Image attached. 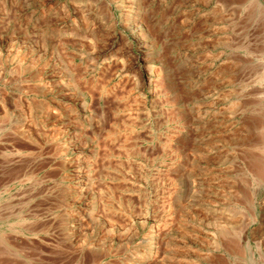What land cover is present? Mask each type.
Here are the masks:
<instances>
[{"label":"rangeland","instance_id":"obj_1","mask_svg":"<svg viewBox=\"0 0 264 264\" xmlns=\"http://www.w3.org/2000/svg\"><path fill=\"white\" fill-rule=\"evenodd\" d=\"M0 264H264V0H0Z\"/></svg>","mask_w":264,"mask_h":264},{"label":"bare ground","instance_id":"obj_2","mask_svg":"<svg viewBox=\"0 0 264 264\" xmlns=\"http://www.w3.org/2000/svg\"><path fill=\"white\" fill-rule=\"evenodd\" d=\"M152 71H153V70H152ZM155 73H156V72H155ZM160 74H161V73H160ZM155 77H156V76H155ZM161 81H164V80H161ZM161 81H160V82H161ZM99 170H100V169H99ZM101 172H102V171H101ZM73 175H74V174H73ZM82 178H83V177H82ZM133 190H134V189H133ZM222 233H223V232H222ZM220 234H221V233H220Z\"/></svg>","mask_w":264,"mask_h":264}]
</instances>
